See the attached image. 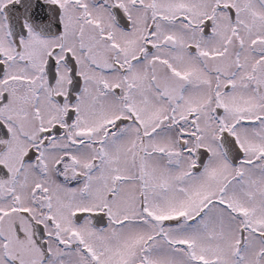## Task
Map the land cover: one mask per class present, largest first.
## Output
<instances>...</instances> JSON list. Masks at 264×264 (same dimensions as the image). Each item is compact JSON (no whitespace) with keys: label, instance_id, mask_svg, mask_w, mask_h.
Masks as SVG:
<instances>
[{"label":"snow or ice","instance_id":"1","mask_svg":"<svg viewBox=\"0 0 264 264\" xmlns=\"http://www.w3.org/2000/svg\"><path fill=\"white\" fill-rule=\"evenodd\" d=\"M0 264H264V0H0Z\"/></svg>","mask_w":264,"mask_h":264}]
</instances>
